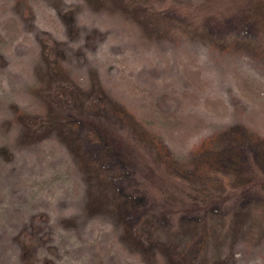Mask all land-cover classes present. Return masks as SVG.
Here are the masks:
<instances>
[{"label": "rangeland", "instance_id": "obj_1", "mask_svg": "<svg viewBox=\"0 0 264 264\" xmlns=\"http://www.w3.org/2000/svg\"><path fill=\"white\" fill-rule=\"evenodd\" d=\"M250 2L0 0V264H264V176L205 192L139 133L179 160L226 132L264 138ZM93 131L124 158L100 173Z\"/></svg>", "mask_w": 264, "mask_h": 264}, {"label": "trees", "instance_id": "obj_2", "mask_svg": "<svg viewBox=\"0 0 264 264\" xmlns=\"http://www.w3.org/2000/svg\"><path fill=\"white\" fill-rule=\"evenodd\" d=\"M240 18L242 26L250 33L264 37V0H252L245 7ZM114 113L124 123L135 128L136 126L140 127V123H137L133 114L125 109H118ZM139 133L151 143L159 160L168 171L181 180L203 184L205 192H219L229 187L237 190L249 189L260 182L264 176V138L245 128L204 140L186 160L175 158L161 141L148 136L149 133L140 131V129ZM104 136L96 131L88 133L87 142L89 141L91 145H99L100 149H96V152L89 151L86 163L89 162L91 167L86 164L88 172L91 168L97 170L98 173L102 169L106 171L110 167L107 157L112 154L117 155L119 161L124 159L122 153L115 146H107L103 142ZM246 150L250 153L249 155ZM104 158L107 159V162ZM99 176L101 177V174ZM105 178L107 180L110 176ZM124 197L125 201L122 204H119L118 202L121 201L118 200V204L116 203L119 205L118 209L124 218L123 221L128 223L127 229L137 228L145 223V216L141 210V213H138L137 221L132 225L131 220L136 214V208L133 207L134 199L126 197V195Z\"/></svg>", "mask_w": 264, "mask_h": 264}]
</instances>
